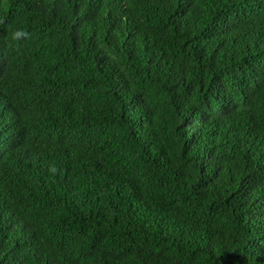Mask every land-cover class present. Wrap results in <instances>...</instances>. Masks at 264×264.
Instances as JSON below:
<instances>
[{
	"label": "trees",
	"instance_id": "obj_1",
	"mask_svg": "<svg viewBox=\"0 0 264 264\" xmlns=\"http://www.w3.org/2000/svg\"><path fill=\"white\" fill-rule=\"evenodd\" d=\"M0 264H264V0H0Z\"/></svg>",
	"mask_w": 264,
	"mask_h": 264
},
{
	"label": "clouds",
	"instance_id": "obj_2",
	"mask_svg": "<svg viewBox=\"0 0 264 264\" xmlns=\"http://www.w3.org/2000/svg\"><path fill=\"white\" fill-rule=\"evenodd\" d=\"M26 35H27L26 32L21 31V30H17L15 32H13L12 37H13V39H19V38L24 37Z\"/></svg>",
	"mask_w": 264,
	"mask_h": 264
}]
</instances>
